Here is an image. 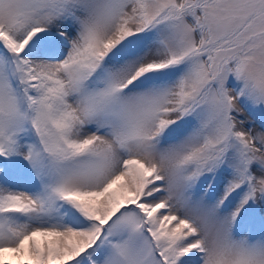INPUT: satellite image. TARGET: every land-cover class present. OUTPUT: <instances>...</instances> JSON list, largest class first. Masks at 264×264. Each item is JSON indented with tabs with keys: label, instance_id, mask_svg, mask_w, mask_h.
Returning <instances> with one entry per match:
<instances>
[{
	"label": "snow or ice",
	"instance_id": "snow-or-ice-1",
	"mask_svg": "<svg viewBox=\"0 0 264 264\" xmlns=\"http://www.w3.org/2000/svg\"><path fill=\"white\" fill-rule=\"evenodd\" d=\"M0 264H264V0H0Z\"/></svg>",
	"mask_w": 264,
	"mask_h": 264
}]
</instances>
